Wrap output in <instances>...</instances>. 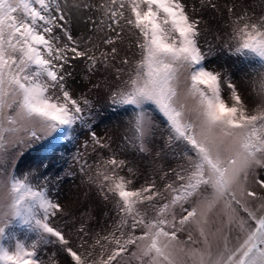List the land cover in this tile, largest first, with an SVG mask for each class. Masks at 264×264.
Segmentation results:
<instances>
[{
	"label": "snow or ice",
	"instance_id": "snow-or-ice-1",
	"mask_svg": "<svg viewBox=\"0 0 264 264\" xmlns=\"http://www.w3.org/2000/svg\"><path fill=\"white\" fill-rule=\"evenodd\" d=\"M186 9L183 0H0V264H264V14L230 6L217 50ZM84 11L99 13L86 21L105 33L99 44L73 36ZM216 51L247 65L250 102L211 67ZM117 60L108 99L130 110L123 147L152 157L149 173L97 137L93 101L69 83L76 62L94 73ZM84 131L111 154L72 159L114 218L102 232L81 223L73 239L41 169ZM158 136L176 161L167 169Z\"/></svg>",
	"mask_w": 264,
	"mask_h": 264
},
{
	"label": "rangeland",
	"instance_id": "rangeland-1",
	"mask_svg": "<svg viewBox=\"0 0 264 264\" xmlns=\"http://www.w3.org/2000/svg\"><path fill=\"white\" fill-rule=\"evenodd\" d=\"M88 3H97L99 0H84ZM187 5V11L201 20V27L204 29L201 42L206 39L215 49H219L229 31L226 23L229 18L228 8L235 5V10L240 12L242 9L254 11L257 16L264 14V0H211L216 7L209 5V0H183ZM193 9L195 10L193 12ZM88 16L98 17L99 13L94 11H84L76 14L72 24V33L76 38L92 36L96 43L101 42V36L105 33L91 31L92 23L86 22ZM220 37V39H217ZM128 38L118 44L120 55L123 56L127 49ZM104 46L101 45V48ZM110 47V46H109ZM98 54V53H97ZM119 59V58H118ZM115 65V67H113ZM210 65L218 70L226 71L230 74L234 82L240 88L244 97L251 101L253 89L251 85L252 76L246 64L237 62V58L230 57L226 52L216 51V54L210 58ZM120 67L118 60L113 61L109 67H101L94 73H89L84 64L76 62L73 70V77L69 83L73 89L74 95L87 96L95 105L94 129L97 137L102 142L111 145V149L120 153L118 158L126 159L134 166L140 174L152 171V157H146L138 152L123 147L124 137L127 134V122L131 114L130 110L114 109L108 99L110 88L115 83V68ZM98 85V87H97ZM227 100L228 94L224 93ZM230 102V101H229ZM251 107V103L249 105ZM79 137L77 143L67 145V150H61L54 154L47 162V167L42 168L46 171L52 183L49 187L52 190L53 197L61 204L64 214L57 218V224L65 228L69 236L73 239L76 237V228L81 223H85L93 232H102L107 230L114 218V209L111 202H106L95 185L85 183V178L79 173V165L73 155L79 151L83 155L81 159H86L89 164L95 163L101 156L107 157L111 154L109 149H100L92 144L90 136L86 131L77 132ZM87 144V147L84 145ZM154 148L161 151L163 140L157 137ZM41 154L39 146L26 157L22 168H27ZM176 163L167 149L161 151L158 165L167 169L169 165ZM71 173V174H70ZM128 176L125 169L120 173ZM264 178V173L261 174ZM137 181V185L142 181ZM256 191L264 195V189L256 188ZM185 239V236H181ZM55 252L54 247H48L44 250L43 258L47 260L48 255ZM61 262L63 257H57Z\"/></svg>",
	"mask_w": 264,
	"mask_h": 264
}]
</instances>
